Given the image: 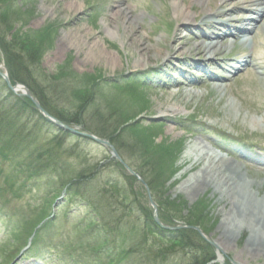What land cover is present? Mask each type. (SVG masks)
Wrapping results in <instances>:
<instances>
[{
    "label": "rangeland",
    "instance_id": "374dc122",
    "mask_svg": "<svg viewBox=\"0 0 264 264\" xmlns=\"http://www.w3.org/2000/svg\"><path fill=\"white\" fill-rule=\"evenodd\" d=\"M170 1L0 0L6 8L0 11V36L8 35L11 38L10 34L16 33V28L24 30L30 28L39 31V33L46 31L45 35L48 40L41 47L44 55L41 56L40 63H29L23 60L19 62L20 66L17 68L31 72L33 83L43 86L42 89L49 98L47 101L51 100L57 106V110L64 111L65 115L73 112L72 110L81 104V100L73 95L78 89L77 87H81L77 76L82 74L94 76L93 83L95 84L90 91L92 98L87 101L88 104L84 105L83 116L80 114L77 117L82 126L97 130V133L101 131L104 141L108 142L111 147H102L85 138L80 141L74 139V142L80 143L87 149L82 150L86 162H82V158L77 155L68 158L67 161L75 167L79 165L78 168H87L88 170L96 161L99 162L98 170L109 166V163L120 165L119 170L124 175L125 182L124 188L120 190V194H123V203L108 200L102 195L99 196L101 191H109L106 190L103 178L95 177L91 180L94 183L91 185L92 207H97L96 201L99 202L100 211L98 212L102 216V226L95 231V233H100V236L97 235L89 245H98L100 248L96 250L112 254H115L119 248L123 249L125 257L122 260L119 259L121 264H183V262H188L189 252H199L201 256L216 254L213 245L203 241L191 230L178 231L180 233L177 238L181 239L182 244L174 246L173 250L165 247L163 237L157 238L155 235L151 236L141 231L142 222H149L154 217L152 215L153 205L149 201L152 200L156 205L157 218H160L163 224L183 226V222L189 219L192 213H197L200 214L203 225L196 227L202 228L207 239L214 242L219 236L217 228L220 227L222 218L220 207L224 203L220 201L218 194H211L210 189H207L203 194L192 197L188 192H181L176 188L187 178L189 173L179 174L187 165V160L182 162V154L191 141L209 142L214 148L223 146L201 132L187 133L177 121H165L160 118L158 115L163 111V108H166V104L183 107L181 113L185 115L201 116L198 118L201 123L206 119L212 125H219L224 129V133L229 132L226 138L230 141L246 138L257 141L260 143L258 147L264 148V75L260 76L255 70L248 69L241 70L231 76L219 74L206 77L203 73L200 75L185 73L181 76L167 77V82L160 81L162 79L158 77H147V73L150 71L156 74L157 60L170 44L169 30L176 22L173 19L172 1ZM182 2L189 4L190 0H182ZM119 7L127 9L122 8L120 15L117 16L115 12ZM95 9L97 11L93 13ZM138 15L143 17L138 20ZM129 22H133L131 29L118 28L119 35L115 37L106 33L109 24H111V28L115 24L125 27ZM255 35L254 43L257 47L255 55L264 62V29ZM156 39L158 40L156 41ZM71 43L77 44L78 48L73 47ZM160 44L163 46L161 51ZM2 46L0 37V60L5 56ZM242 46L244 45H241V48H244ZM143 47L146 49L141 51L140 49ZM233 50L228 49V52L226 51L224 54L232 55L237 52V49ZM147 57L150 58L147 59ZM139 59H141V63L138 61ZM135 62L138 65H144L141 69L146 68L147 70L139 76L146 82L142 87V93L137 95L140 97L139 100L120 95L112 89V86H108L111 85L110 81L114 82L123 76L132 77L128 73L135 70ZM56 65L57 70L63 65L59 70V75L67 76H61L52 81L49 76L55 72ZM170 69H172L171 66ZM173 73L177 75V70L173 69ZM73 74L76 77H72ZM44 75L46 80L43 79ZM28 80L30 84H33L31 78ZM218 81L223 86L222 92H219L218 88L214 86ZM193 91L198 95L194 94L195 96H190L186 101V92ZM141 99H144V102ZM230 101H235L238 104L236 114L231 111V108L224 107L230 105ZM144 105L147 110L140 113ZM155 117L156 119H153ZM125 118H132L131 121L135 120L134 124L147 125L153 122L151 123L153 128L150 131L155 134V137L151 134L149 136L153 142L149 143V140L146 142L145 139L136 140L126 124L120 127L122 130L117 131L119 132L117 134L115 128ZM252 120L254 121L252 122ZM251 123L254 127H251ZM205 127H208L207 124ZM206 129L216 134L222 133L213 130L211 126ZM115 137L117 139L113 144L110 140ZM245 144L240 145L245 147ZM40 145L43 146L41 142ZM225 149L228 151L229 157L243 166V173L255 181L263 182L259 192L262 195L264 193V166H257L250 161L239 159L233 155L236 152L232 148ZM111 151L115 155L118 154L119 158L133 172L139 174V178L143 180L142 183L138 181L137 177L130 176L120 162L114 160L115 157L112 158ZM64 170L67 172V168ZM74 174L71 173V177H65L68 179L65 183L74 180L76 178ZM35 180H37L35 183L31 181L34 187L23 188L22 196L7 205L10 212H15L13 220L8 221V218L3 217V214L0 216V264H4L8 256H15L14 250L8 256L6 252H3L6 251V247L12 245L9 232L3 231L5 225L9 227V231L18 230L20 221H30L33 212L31 209L34 206L40 207L43 202L47 204L53 199L51 188L44 187L43 178L35 177ZM59 182L58 179L57 184ZM145 186L148 188L149 198ZM116 195L114 194V199L117 197ZM125 198H127L126 206ZM131 198L134 201H130ZM181 205L184 210L179 212L178 209L182 208ZM65 210H59L61 216L57 220H53L47 224V227L39 229L38 239L35 242L45 245V249L49 243L53 244L52 247L57 248V264H68L80 259L84 262L83 258L90 257H83L82 253H79L77 234L85 239L90 231H94L95 227L101 225L96 223L100 219L95 217L91 207L84 208L82 206L78 209L70 207L68 214L70 217L66 221L62 218ZM46 212L49 213V206L46 208ZM143 214L145 217L141 220ZM177 215L181 221L176 220L175 216ZM91 219L95 220L92 222ZM91 223L94 224L93 228L90 227ZM107 229L110 230L108 235ZM247 235V231H243L237 238L236 245L234 243L229 250L226 249L225 253L219 250L224 264H233L235 258L245 261L247 264H264V253L252 254L243 250ZM23 242L16 241L17 244H23ZM225 243L229 245L227 241ZM183 246L186 249H182ZM42 249V245L38 248L33 246L36 253L41 252ZM88 256H90L89 252ZM181 258L182 261L178 262Z\"/></svg>",
    "mask_w": 264,
    "mask_h": 264
},
{
    "label": "bare ground",
    "instance_id": "6f19581e",
    "mask_svg": "<svg viewBox=\"0 0 264 264\" xmlns=\"http://www.w3.org/2000/svg\"><path fill=\"white\" fill-rule=\"evenodd\" d=\"M210 1L211 0H193V3L191 4H183L182 0H172L176 21L179 22L188 19L192 13L191 9L193 4H201L203 7H207ZM223 3L225 4L227 1L224 0ZM232 3V7H235L236 2ZM231 9H229V11H225V9H223L225 11V15H220H224L227 20H230L228 17ZM116 14L117 16L120 15V10H118ZM213 15H217V13H213ZM208 18L205 21L206 23L213 24L218 23L219 21L218 20L216 22L212 20L210 22ZM218 18L221 19V22H224L221 17ZM191 21L192 20L188 22L191 23ZM131 23L133 24V22H129V24L125 27L115 24L112 28L110 27L111 24H109V28L106 27V33L111 37H115L116 35H119L118 28H122L123 30L131 29ZM221 25H223V23ZM186 38L187 35L183 34L182 30L178 28L173 38L176 40V45L174 46H178L179 43H181L180 41L178 43V40ZM241 39L246 41L243 37V33ZM157 40L158 39H156V41ZM222 42L223 41L220 39L198 42L195 41L192 45H186L188 47H185L186 49H184L183 52L191 53L195 52L197 49H205L207 50V55L213 54L222 48ZM234 42L235 39H232L227 46H232ZM71 45L78 48L75 43H71ZM145 49L146 47H143L140 50L144 51ZM161 50H163L162 44H160V51ZM169 50L170 49L165 50L168 55L172 54V51ZM149 58L150 57H147V59ZM138 61L141 63V59ZM142 67H144V65H138V63L135 62L134 68L139 69ZM2 69L3 66L0 65V70L2 71ZM114 82L110 81L111 84L115 85ZM217 88L219 92H222V84L218 83ZM194 94L198 95V93L194 91L186 92V101L189 100L190 96H195ZM234 102L230 101L231 106L228 105L224 107L231 108V111L236 114L238 104ZM165 107L166 111L160 113V115L165 116L174 112L182 111L183 108L176 104H166ZM253 121L254 120H252V122ZM251 127H254L253 123H251ZM186 160L188 161L187 165L179 174L189 172L188 176L176 189L181 192H188L192 197L203 194L207 189H210L211 194H218V198L222 203H224L222 207H220V214L222 218L221 225L217 228L219 236L214 241L217 249L225 253L227 251L226 249L229 250L234 243L236 245V240L241 233L243 231H247L248 235L245 243L243 244V250L252 254L264 253V193L262 195L259 193L260 187L263 186V182L260 180L255 181V179L249 178L247 174L242 172L243 166L240 165V163L235 162L220 150H217L202 141L194 140L189 143L186 150L182 154V162H186ZM193 169L195 171H191ZM226 241L229 245H226ZM212 260L214 262L222 263V260L224 259L220 253H216V257ZM234 264L247 263L235 258Z\"/></svg>",
    "mask_w": 264,
    "mask_h": 264
},
{
    "label": "trees",
    "instance_id": "16d2710c",
    "mask_svg": "<svg viewBox=\"0 0 264 264\" xmlns=\"http://www.w3.org/2000/svg\"><path fill=\"white\" fill-rule=\"evenodd\" d=\"M15 32L16 33L13 32L12 34L8 32L11 35L10 40L9 39L6 40L5 39L6 37L4 38L2 34H1L2 36H0L1 44H3L2 48L5 53L6 65L10 71L11 76L14 77L15 81L24 82L27 86H29L33 94L36 95L37 98L40 100L41 104L51 113L64 118L68 122L81 123L77 115L81 114L83 116L84 105L88 104L87 101H89L92 98L90 91L95 84L93 83L94 76L90 74H83V75L77 76L79 77V81L81 82V85H80L81 87H77L78 89L75 91L73 95H76V97L81 100L80 102L81 104L77 108L73 109L72 110L73 112L65 115L64 111L57 110V107L51 102V100H49V102L47 101L49 98L44 92V90L42 89L43 86L41 87V85L38 86L35 83H33V78L31 76L30 71L28 72L27 70H24L23 68H20V69L17 68V66H20L19 62L23 60H26L29 63H35V62L37 64L40 63L41 56L43 55V52L41 50V46L43 44L42 40L40 39L38 40V37L35 35L31 36L28 33H24L19 30H15ZM59 70L55 74L49 76L50 80L54 81L58 79V77L60 78L62 76V75L61 76L59 75L60 74ZM65 76L67 75H63L62 77H65ZM72 77H76V75L73 74ZM30 78L32 79L33 84H30L28 80ZM43 79L46 80L45 75ZM85 87H88V88H85ZM124 92H127L130 96H132V99H138V100L140 99V97L137 96L139 94L137 93L135 88L132 89V88L124 87L123 92H121L120 94L122 95ZM144 109L145 108L142 107L140 111H143ZM118 110H120V108ZM16 114H18V112H15V117L18 120V116ZM131 120L132 118L123 119L121 123L117 124L116 126L117 129L115 128V131L116 132L121 131L122 129H120V127L126 124L127 128L130 129L132 136L134 135L135 136L134 138H136V140L139 139V141H142V139H145L146 142L149 140V143H152L153 141L150 140L149 136L151 134L153 137H155V134H153V132L150 131L153 127L141 126V124L139 123L134 124L133 122H131ZM15 125H17V121L15 120L13 124H9L6 118L4 120H0V148L1 149L2 148L11 149V147L13 148V152L10 157L12 160V163L13 161H17L18 159H20L17 162L18 168H15L17 171H19L21 174H25L26 172H28L27 169H33V171L34 172L36 171L37 174L46 175V176H48L50 172V175L55 176L54 179L58 178L59 180L63 177H67V178L71 177V173L73 172H70L72 168H71L70 163L67 160L65 161L68 163L66 164V168L71 169V170L67 171L66 174L60 173L61 171L59 170H61L62 167H65V163L61 161V158L63 156L66 159V157H70L71 155L76 156L78 154V150L75 146H65L62 139L57 141V138H55L46 147H39V146L37 147V145L35 144L38 141L36 130L30 131V132L25 131V127L20 124L23 127L21 126L20 128L17 127L16 129H14V131L10 129L4 131L5 128L9 126L14 127ZM88 129L92 130L95 134L99 136L103 135L101 131L97 133L98 132L97 130L94 131L93 129H90V128ZM148 129H149V133H148ZM118 133L119 132H117V134ZM5 138H8V139L5 140ZM116 139H117L116 137L115 139H111L110 140L111 143L114 144ZM139 143L143 145L141 142ZM147 146H148V143H147ZM152 148H154V146H152ZM22 162L25 163L24 166L21 165ZM79 173H83V172H79ZM91 174L93 175L92 172ZM74 176L76 178L71 181V187L77 191L78 189L80 190L81 188L79 187L80 185H85L91 180L90 178H92L91 176H87L83 179L79 177L81 176L80 174L74 175ZM76 179H79V180H76ZM55 190H57L56 185H55ZM107 199L109 200V198ZM182 206L183 205H181V207ZM178 210L179 212H182L184 209L182 207V208H179ZM188 222L190 224H196V225H201L203 223L201 220L200 214H197V213H192V215L189 216ZM149 228L151 230H154L152 226Z\"/></svg>",
    "mask_w": 264,
    "mask_h": 264
},
{
    "label": "water",
    "instance_id": "95a60500",
    "mask_svg": "<svg viewBox=\"0 0 264 264\" xmlns=\"http://www.w3.org/2000/svg\"><path fill=\"white\" fill-rule=\"evenodd\" d=\"M96 141H98V142H101V143H103V141H101V140H98V139H95Z\"/></svg>",
    "mask_w": 264,
    "mask_h": 264
}]
</instances>
